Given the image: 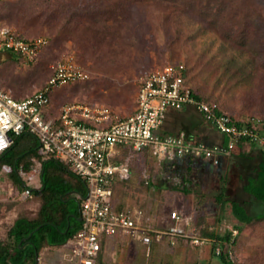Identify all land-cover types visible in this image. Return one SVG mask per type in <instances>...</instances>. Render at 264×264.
<instances>
[{
    "label": "rangeland",
    "instance_id": "374dc122",
    "mask_svg": "<svg viewBox=\"0 0 264 264\" xmlns=\"http://www.w3.org/2000/svg\"><path fill=\"white\" fill-rule=\"evenodd\" d=\"M254 1L259 2L251 12V28H255L246 38L235 33L236 39L230 40L202 24L178 25L180 9L188 8L186 0H173L180 8L166 0H124L123 8L118 0H2L0 26L30 37L45 36L50 42L33 61L9 54L0 62V84L14 97L25 98L47 84L60 61L71 58L89 78L56 87L51 94L50 114L57 115L65 106L77 104L96 111L107 109L105 115L109 117L103 123H108L136 109L139 88L148 73L182 63L194 85L236 104L243 102L253 110L241 114L244 118L264 120V0ZM206 4L207 0H196L198 14ZM128 155L125 152L124 158ZM132 160L136 172L130 182L116 188L118 206L141 207L156 219L174 209L199 217L215 212L211 197L199 191L203 187L192 192V197L184 193L180 165L165 166L151 152ZM141 174L148 175L144 179L148 183L140 181ZM69 177L72 187L82 188L80 181L73 184L77 177ZM57 179L56 189L65 188V180ZM6 180L0 170L3 239H7L16 219L33 218L42 204L38 194H27L25 188ZM77 203V199L72 201ZM251 227L253 236L239 238L233 247L234 264H264V220ZM59 250L66 252L62 247ZM55 252L57 247L49 248L40 254L37 264H61Z\"/></svg>",
    "mask_w": 264,
    "mask_h": 264
},
{
    "label": "built area",
    "instance_id": "2783aa9c",
    "mask_svg": "<svg viewBox=\"0 0 264 264\" xmlns=\"http://www.w3.org/2000/svg\"><path fill=\"white\" fill-rule=\"evenodd\" d=\"M49 42L45 36L30 37L11 27L0 26V53L33 61ZM185 72L186 66L182 63L151 71L140 85L136 109L108 123H103L109 117L105 115L107 109L96 111L77 104L65 106L56 119L45 116L56 87L89 78L71 58L60 61L47 84L25 98L14 97L0 85V154L12 146L16 136L28 131L39 140V154L65 161L87 187L84 196L77 195L81 197V225L62 244L68 260L75 264H97L103 239L118 233L129 234L146 244L163 238H168L172 244L179 239L197 246L212 243L216 256L222 254V244L202 235L178 209L170 212L171 224L154 227L146 220L142 208L118 209L114 205L115 183L131 178V157L151 152L164 162L191 156L219 164L221 158L232 153L242 141L264 147L263 119L251 117L245 121L249 123L239 124L240 120L221 110L218 103L197 97L185 82ZM188 105L194 106L207 121L227 134L229 142L208 145L188 139L183 133H157L168 110H181ZM125 152H129L126 158ZM25 192L30 194L29 189ZM227 252L233 259L231 245Z\"/></svg>",
    "mask_w": 264,
    "mask_h": 264
},
{
    "label": "crops",
    "instance_id": "0c3cea01",
    "mask_svg": "<svg viewBox=\"0 0 264 264\" xmlns=\"http://www.w3.org/2000/svg\"><path fill=\"white\" fill-rule=\"evenodd\" d=\"M8 55L9 53H0V62L5 60ZM233 115L238 120L246 121L248 119L241 114L234 113ZM157 133L160 135L183 133L188 139L202 141L208 145L227 144L229 142V136L220 132L214 124L207 121L203 114L192 105H188L181 110H168L161 126L157 129ZM28 157H31L30 162ZM262 160V146L254 142L242 141L232 153L223 156L219 164H214L209 159L191 156H183L169 163L166 162V165L175 167V164H178L183 168L179 170V173L183 174L181 184L184 189L186 187L184 193H188L192 197L193 193L199 190L198 187H203L199 191L203 194L207 193L206 196L211 197L213 201L215 209L213 214L208 213L209 215L206 216L202 213V216L199 217L196 213H185L186 216L182 213L184 217L202 235L212 238L221 244L222 241L229 237V245L232 246V249L239 238H244L245 240L251 238L253 236L250 233L251 226L256 221L262 220V218L264 220V202L250 191V182L258 177ZM49 163H55L58 167L60 166L57 159L39 154L38 148L16 160V175L22 180L24 188L30 190V193L43 189L44 169ZM0 170L1 173L5 174L6 181H11L12 183L10 184L12 185L16 183L14 172L10 165L0 163ZM234 174L236 175L235 179L232 178ZM163 176L169 177V174L163 173ZM77 195L84 196L85 193H82L79 187H73L65 195V202L68 204L70 211L66 220V228L62 231L64 234L71 227L76 228L81 224V197ZM74 199H77V205L72 204ZM202 205L204 206V204L199 206ZM236 205L243 210L244 216L247 215L252 220L242 219L243 215L236 212ZM41 207L42 204H40V208L33 218L38 216ZM170 212L166 217L157 219L155 216L148 215L145 212V217L152 226L163 227L172 222ZM52 247H57L55 254L61 264H75L66 258V252L60 253L59 249L62 245L57 242L42 248L39 256ZM230 260L233 262L232 259ZM97 264L229 263H223L221 256H216L212 243L197 246L188 240L179 239L175 244H172L168 238H163L146 244L129 234L118 233L103 239L102 250Z\"/></svg>",
    "mask_w": 264,
    "mask_h": 264
},
{
    "label": "trees",
    "instance_id": "16d2710c",
    "mask_svg": "<svg viewBox=\"0 0 264 264\" xmlns=\"http://www.w3.org/2000/svg\"><path fill=\"white\" fill-rule=\"evenodd\" d=\"M118 1V4L121 8H123L125 6L124 0ZM166 1L171 3L175 8H180V4L173 2V0ZM186 1V3H188V8H186V10L180 9V21L177 23L178 25L181 24L182 27L184 25H195L196 23L202 24L205 28L218 32L224 39L230 40L236 39V36L239 37V35H243L246 38V34L250 33L255 28H251V12L254 6L257 5L258 8L259 2H255L254 0H207V4L203 7L199 14L195 10L196 0ZM118 4L116 6H118ZM110 8H112V6ZM235 33L237 34L236 36L234 35ZM190 77L192 76H190L189 69L186 68L185 82L191 87L197 97L218 103L220 109L223 111H231L237 114L253 113V110L248 109L247 105L243 102L236 104L231 102L232 100L230 101L225 98H221V96H214L207 93L202 88L194 85V82ZM51 102L52 97L50 105ZM49 107L45 110V116L47 118L56 119L60 113L57 115L50 114ZM243 123L249 122L240 120L239 124ZM262 131L264 133V124L262 125ZM38 147L39 140L37 137L34 134L25 131L21 135L17 136L9 149L0 154V163L8 164L12 167L16 183L23 189L24 186L22 180L16 175L15 162L19 157H22L26 153H29ZM262 149L263 160L259 166L258 177L250 182V191L254 194V196L264 202V147H262ZM57 161L60 165L59 167L55 163H49L52 166H48L49 164L45 166L43 189L34 191L42 199V207L38 216L33 219H28L26 217L18 218L8 230L7 239H3L0 236V264H30L29 262H32L31 264H37V258L42 248L56 242L62 245L80 227H71L65 234L62 232L66 228V220L70 211L68 204L65 202V195L71 188H73L69 175L74 177L77 176L63 162H60L59 160ZM130 162L132 168L131 178L126 181H117L115 183L114 196L116 188L130 182L136 172V165L134 164L132 157ZM163 164L166 166V162H163ZM58 177L64 179V182L66 183V187L63 189L61 188L60 190L55 187ZM140 178V181L146 182L143 174H141ZM77 181H80V184L82 183L81 191L86 194L87 187L85 183L77 177L76 182H73V184L76 185ZM76 186L78 187V185ZM114 205L118 209L132 207L118 206L115 200ZM236 212L243 215L242 219H246L247 221L252 220L251 217L247 215L244 216L243 210L238 208V205H236ZM229 242V237H227L225 241H222L223 252L220 256L223 263L234 264L231 262L227 252Z\"/></svg>",
    "mask_w": 264,
    "mask_h": 264
}]
</instances>
